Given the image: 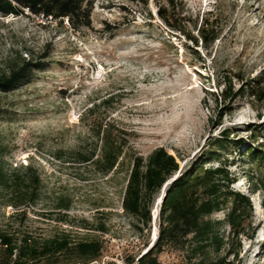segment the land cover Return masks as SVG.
<instances>
[{
    "label": "rangeland",
    "instance_id": "rangeland-1",
    "mask_svg": "<svg viewBox=\"0 0 264 264\" xmlns=\"http://www.w3.org/2000/svg\"><path fill=\"white\" fill-rule=\"evenodd\" d=\"M177 3L176 28L160 17L165 3L158 0H93L89 28L0 15V74L21 57L44 63L30 83L0 94V163L9 174L32 166L40 179L36 203L21 208L10 206L0 186V231L48 239L72 230L78 239L103 243L99 264H126L159 234L161 206L156 221L154 213L166 184L155 198L151 232L141 234L122 208L128 166L104 175L75 156L96 153V160L108 134L144 159L163 147L182 171L229 132L241 145L223 152L222 160L232 163V188L250 197L254 211L234 240L241 244L239 260L228 262L264 264V190L256 191L264 167L244 156L250 148L264 150V102L249 92L264 81V0ZM206 19L216 20L218 40L196 47L187 35L199 38ZM227 91L235 96L223 97ZM103 100L110 104L89 117L88 109ZM19 210L26 216L13 219ZM227 213L212 220L224 221ZM221 233L228 238L230 227L223 224ZM183 259L177 252L160 257L162 264Z\"/></svg>",
    "mask_w": 264,
    "mask_h": 264
},
{
    "label": "trees",
    "instance_id": "trees-1",
    "mask_svg": "<svg viewBox=\"0 0 264 264\" xmlns=\"http://www.w3.org/2000/svg\"><path fill=\"white\" fill-rule=\"evenodd\" d=\"M165 3L159 15L171 28H176L171 16L178 7L177 0H158ZM148 0H145V4ZM93 0H0V15L35 16L52 21H68L72 28L91 26ZM199 38L187 35L196 47L201 41L210 46L218 40L216 20L206 19L198 30ZM201 61L199 52H196ZM44 68V63H34L21 57L11 70L0 74V94H10L25 84L30 83L36 70ZM250 96L255 101L264 102V81L249 88ZM232 98L235 94L225 92ZM109 101L103 100L88 109L87 115L94 116ZM1 111V109H0ZM102 129V128H101ZM99 129L98 137L102 130ZM101 156L95 160L96 153L75 156L80 164H94L101 173L110 175L120 168L128 166V178L124 191L122 208L124 213L137 222L141 234L151 232L153 222L152 209L156 196L165 184L180 172L177 158L165 148H157L144 159L128 154L125 146L117 144L110 135H103ZM213 148L205 151L201 158L182 170L172 182L161 205L159 214L158 240L139 258L127 260L126 264H162L160 257L167 252H177L184 256L185 264H234L230 257L239 260L241 244L234 245V240L242 235V228L254 211L249 196L235 191L236 183L229 159L222 160V153L241 142H233L230 133L225 132L215 139ZM264 167V150L250 148L244 156ZM218 161L217 166L208 167V163ZM262 185L257 190H264ZM39 175L32 166L26 172L17 171L9 174L0 163V186L11 196V205L21 208L29 203H36ZM59 209L69 210V205H60ZM228 210L224 221L212 220L220 212ZM26 216V211H18L12 218ZM227 224L231 233L225 238L221 227ZM101 230L105 232V228ZM74 231H65L48 239H39L31 233L16 234L0 231V264H99L103 258V243L78 239ZM151 244L147 243L148 249ZM105 264H117L109 262ZM240 264V263H239Z\"/></svg>",
    "mask_w": 264,
    "mask_h": 264
},
{
    "label": "bare ground",
    "instance_id": "bare-ground-1",
    "mask_svg": "<svg viewBox=\"0 0 264 264\" xmlns=\"http://www.w3.org/2000/svg\"><path fill=\"white\" fill-rule=\"evenodd\" d=\"M180 173H181V171L179 172V173H177V175L176 176H174L171 180H176L178 177H179V175H180ZM176 177V178H175ZM173 182V181H172ZM171 182V183H172ZM171 183L168 185V184H166V186H165V188H164V190H163V194L161 195V196H163L162 197V199H161V201L159 202V204H158V206H157V211H155V221L157 220V217H158V213H159V207L162 205V202H163V200H164V196H165V194H166V190H167V188L171 185ZM161 198V197H160ZM157 240H158V235H157V233H155L154 234V239H153V246L156 244V242H157ZM151 245H152V243H151ZM153 246H151V247H149L148 249H146V251L147 250H150Z\"/></svg>",
    "mask_w": 264,
    "mask_h": 264
},
{
    "label": "water",
    "instance_id": "water-1",
    "mask_svg": "<svg viewBox=\"0 0 264 264\" xmlns=\"http://www.w3.org/2000/svg\"><path fill=\"white\" fill-rule=\"evenodd\" d=\"M175 178H176V177H175ZM174 180H175V179H174ZM174 180H171L170 183H171L172 181H174ZM170 183H168V185H169ZM171 184H172V183H171ZM162 193H163V191H162ZM165 196H166V194H165ZM165 196H164V197H165ZM162 197H163V196H161V198L159 199L157 205H158L159 202L161 201ZM153 239H154V237L152 238V241H153ZM151 246H153V242H152V245H151ZM151 246H150V247H151ZM147 252H148V251H146L145 254H146Z\"/></svg>",
    "mask_w": 264,
    "mask_h": 264
}]
</instances>
